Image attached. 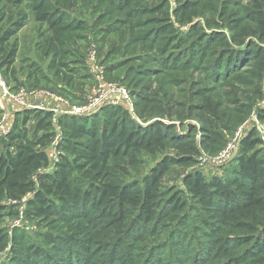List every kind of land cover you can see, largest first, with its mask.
Wrapping results in <instances>:
<instances>
[{
    "label": "trees",
    "instance_id": "obj_1",
    "mask_svg": "<svg viewBox=\"0 0 264 264\" xmlns=\"http://www.w3.org/2000/svg\"><path fill=\"white\" fill-rule=\"evenodd\" d=\"M3 1L10 4L20 2ZM109 1L113 3V0ZM134 1H119L118 5L127 14H131L127 9ZM204 1L177 0L178 7L174 14L185 15L191 10H201ZM31 3L34 19L45 32L42 33L40 29L33 45V53L40 52L42 56L49 58V70L53 71L58 80L69 85V69L63 62L66 43L72 32L84 28L83 23L66 18L51 0H31ZM244 10L243 18L227 17V21L233 26L230 40L237 46L229 43L223 33L213 32L210 39L207 34L204 37L201 25H193L189 35L183 40L184 36L173 28L169 13L167 17H163L161 7L142 12L143 15H156L163 20L161 22H167L151 28L156 40L148 36L139 42H142L147 51L155 54L163 52L170 44L190 40L189 44L193 43L198 47V59L203 57L200 68L207 56L214 54L219 64L227 63L228 67H235L231 70L232 73H217L218 79L227 80L226 83L248 80L250 83L247 86L252 88V96L263 99V105L255 108V114L264 124V48L249 43L250 40L246 43L249 37L264 39V0H249ZM128 16L125 25L132 24L133 18L141 15ZM26 20L27 16L21 15L19 19L7 22L6 26L10 24L12 28L0 27V67L8 77L7 82L13 81V91L19 86L37 87V83L28 84L31 75H26L22 80L18 76L15 64L20 48L16 40L10 42L25 26ZM179 20L185 22L184 19ZM245 20L248 23H244ZM107 32L111 30L107 29ZM140 36L143 33L138 38ZM159 41L163 43L159 45ZM236 56L246 58L244 64L248 66L247 79H242L238 68L243 64L238 63L243 60L232 64ZM30 68H33L32 74L37 78L43 74V70L35 65ZM211 87L191 91L187 96L188 102L184 105L189 114L196 115L203 124V145H198L191 132L185 133L182 138H176L174 125L158 120L142 125L122 105L112 104L101 108V118L97 114L88 118L81 115L58 116L57 122L64 130V137L58 145L60 152L52 171L47 170L50 160L46 147L54 135L51 120L54 113L48 109L38 113L32 108L15 112V120L20 118L25 124L33 115L36 116V122L33 127L24 129L18 128L14 121L10 142L0 144V196L13 199L31 196L27 199L26 216L54 222L58 219L66 225V229L64 232L43 233L44 243L49 245L47 248L38 243L14 251L16 255L10 260V264H28L24 262L33 259L32 253L37 257L40 255L43 264H49L50 261L61 264L57 260L61 248L81 251L88 259L93 257L96 249L107 260L110 261L115 256V260L123 261L124 264H134L136 260L142 262V258L151 255L146 251L150 245L145 225L153 224L157 219H171L175 213L178 216L185 206V201L179 194H175L170 198L169 209L160 215L163 199L161 180L169 167L194 162L195 156L200 153V147L217 155L227 141L225 133L219 131V128L224 127L230 134L237 121L243 120V117L234 120V115L226 106V102L233 101L237 105L238 101L234 98L231 101L219 99L214 96L215 88ZM151 88L145 87L138 94L135 101L138 113L144 114L148 110L159 114L168 112L171 116L173 105L164 106V109L160 105L162 100L158 93L152 92ZM57 90L67 94L62 87H57ZM156 103L159 107L154 105ZM247 111L246 108L243 114H247ZM141 118L146 120L147 116ZM254 127L237 140L238 150L223 176L206 178L202 172L193 171L183 178L188 194L196 200L201 210V213H197L198 220L214 230L210 241L214 250L213 258L218 264H264V155L261 148L264 142L258 129ZM167 148L177 153L163 154V158L143 174L139 181L129 178L128 167L139 163L138 156L141 153L161 154ZM140 224L145 228L132 235L131 232L136 231ZM3 236L0 231V243ZM242 247L254 250L245 258L234 257ZM32 263H35L34 260Z\"/></svg>",
    "mask_w": 264,
    "mask_h": 264
},
{
    "label": "rangeland",
    "instance_id": "obj_2",
    "mask_svg": "<svg viewBox=\"0 0 264 264\" xmlns=\"http://www.w3.org/2000/svg\"><path fill=\"white\" fill-rule=\"evenodd\" d=\"M19 1L17 4H10L0 0V27L6 26L10 19L17 20L21 15L27 16L25 26L16 36L10 39V42L16 40L20 48L15 64L18 69V76L22 80L25 79L26 75H31L28 84L37 83V87L19 86L14 91L16 94L21 89L25 92L35 91V94H39L40 91L51 92L63 100L60 103L64 104L68 111L73 105L88 104L94 98L98 99L102 85L115 83L124 87L129 93V101L120 105L134 119L140 121V124L147 125L158 120L170 126L174 125L176 138H182L185 133L191 132L194 134V139L196 138L199 146L203 145V137H205L202 136L201 125L203 124L196 115H190L184 106L188 102L187 96L191 91L212 86L211 88H215L214 96H218L219 99L231 101L234 98L238 101L237 105L233 101L226 102V106L230 113L234 115V120L240 117H243V120L237 121L230 134L226 132V129H223L224 127L219 128V131L225 133L227 140L223 149L227 148L228 144L230 145L229 152H231L229 155L227 154L228 158L231 156L230 159L225 163L218 162L216 159L214 160L216 154L213 155L200 147V153L195 156L194 162L188 165L173 164L169 167L161 180L160 190L163 199L160 204L162 209L160 215L169 209L170 198L175 194H179V197L185 201V206L178 216L175 213L171 219H157L153 224L145 225L148 231L147 240L150 245V249L148 247L146 251L151 255L142 258V262L136 260V263H134L218 264L213 258L214 250L210 241L214 230L209 228L210 225L206 226L198 220L197 213H201V210L196 200L188 194L183 184V178L184 175L193 171L202 172L206 178L213 175L223 176L228 166L232 164L234 154L238 150L237 141H234V139L242 137L243 134L255 128V108L263 105V99L252 96V88L247 86L250 83L248 80L226 83L227 80L218 79L217 73L220 75L232 73L231 70L235 67H228L227 63L219 64L215 54L207 56L203 67L200 68L203 57L198 59V55H196L198 47L193 43L189 44L190 40L170 44L163 49V52L153 54L147 51L148 49L145 46L143 47L142 42H139V40L148 36L156 40V35H152L151 28L158 27L167 21L161 22L163 20L158 19L156 15H143L142 12L161 7L163 17H167V13H169L173 28L184 36L183 40L189 35L193 25H201V29L204 31L202 35L207 34L208 39L212 38L213 32L223 33L227 41L232 43L233 40H230V37L233 33V26L230 25L231 22L227 21V17H245L244 7L247 6L249 0H205L201 10H191L185 15L174 14L178 7L177 0H135L127 11L132 15L140 14L141 16L133 18V23L130 25H125V23L128 21V15L131 14H127L126 10L118 5L119 1L124 0H113V3L109 0H51L66 18L78 20L83 23L84 27L81 30L72 32V36L67 39V50L63 62L69 69L68 75L71 77L69 85L58 80L53 71L49 70V58L42 56L40 52L33 53L35 39L38 37L40 29L42 33H45L44 28L34 19L31 0ZM226 12L229 14L226 15ZM179 19H184L185 22H181ZM244 23H248V21L245 20ZM9 27L12 28L8 24L5 29ZM107 29H110L111 32H107ZM141 33H143V36L138 38ZM248 40L251 41L249 43L264 48V39L249 37L246 43ZM162 43L163 41L158 42L159 45ZM232 44L237 46L234 43ZM241 59V56H236L232 64L239 62ZM242 60L243 62L240 61L238 65L243 64L238 68L242 79H247L249 77L246 72L248 66L246 63L244 64L246 58ZM33 65L43 70V74L38 78L32 74L33 68L30 67ZM0 75L6 87L13 92V81L8 79L12 82H7L8 77L4 75L1 67ZM186 80L190 82L187 83ZM150 86L152 92H157L159 99L162 100L160 105L163 107L173 105L171 116L168 112L159 114L158 112L150 113L148 110H145L144 114L138 113L137 103H135L136 98L139 93L144 91L145 87L148 89ZM57 87L65 89L67 94L57 90ZM262 91L264 92V78ZM47 92L44 93L47 95ZM30 97L31 95H26L24 97L25 102ZM98 101H100V106H95L92 111L77 114L63 111L55 113L52 111L54 113L51 119L54 135L46 147L50 160L48 171L53 170L54 162L60 152L58 145L64 137V130L58 124L57 118L61 115H81L88 118L94 114L101 118V108L112 104L109 101L104 102L99 99ZM154 105L159 107L158 103ZM137 107L140 109L138 105ZM30 108L39 111L38 113L43 110V108ZM246 108L248 109L247 114H243ZM3 113L6 114L4 122L6 130L5 133L0 130V144L10 142L9 136L14 129V121L17 122L18 128L23 127L24 129L33 127L36 122V116L33 115L25 124L20 118L15 120L14 111L8 112V109H5L4 112L1 111L0 122ZM140 115L147 116V119L144 120ZM261 148L264 155V144L261 145ZM165 153L170 155L177 153V151L167 148L161 154L141 153L138 156L139 163L128 167L129 178L139 181L140 177L160 161L163 158L161 156ZM30 197L28 195L20 199H13L4 195L0 196V231L4 234L3 240H1L2 243H0V264H10V260L16 255L14 251L24 249L29 245L31 247V245L41 243L46 248L49 247L44 243L43 233L48 231L64 232L66 229V225L58 219L54 222L26 216L27 199ZM193 217L194 219H192ZM138 226L136 231L131 232L132 235H136L145 228L143 224ZM230 243H232V240ZM253 250L242 247L234 257L245 258ZM40 257V255L37 257L32 253L31 258L33 259L24 263L43 264ZM33 260L35 263H32ZM57 260L61 264H124L123 261L115 260V256L110 261L107 260L103 253L96 249L93 251V257L88 259L81 251L76 252L75 250L61 248ZM54 263L49 262V264Z\"/></svg>",
    "mask_w": 264,
    "mask_h": 264
},
{
    "label": "built area",
    "instance_id": "obj_3",
    "mask_svg": "<svg viewBox=\"0 0 264 264\" xmlns=\"http://www.w3.org/2000/svg\"><path fill=\"white\" fill-rule=\"evenodd\" d=\"M26 92L23 89H21L17 94L11 93L9 91V89L6 87L5 83L2 81V78L0 75V109L3 112H4V101H3L4 98H10V99L13 98V99L20 101L23 105H26L27 107H31V105L26 104L24 97L28 94L32 96L33 94H35V91H29V92L26 91ZM42 93H44V92H42ZM48 95L55 97L56 99H58L61 102L63 101L60 97H58L52 93H48ZM98 99L103 100L104 102L109 101L110 104H113V105H120L123 102L129 101V93L122 86H118L115 83H107V84L101 86V90H100V93L98 95ZM98 99L94 98L88 104L73 105L68 111H67V109H65V110H63V112L77 114V113L92 111V109L95 106H97V107L100 106V101H98ZM48 109H50L51 111H53L55 113L57 112L56 109H52V108H48ZM254 118H255V124H256L255 126L258 129V131H259V133L263 139V142H264V124L262 122H260L257 119V117H254ZM5 120H6V114L3 113L2 121L0 122V130H1V132H4V133L6 130V127L4 126ZM238 138H235L234 141H237ZM229 147H230V145L228 144L227 148L221 150L217 155H215L214 160L216 159V161L222 163L225 159H227L229 153L231 152V151L229 152Z\"/></svg>",
    "mask_w": 264,
    "mask_h": 264
},
{
    "label": "crops",
    "instance_id": "obj_4",
    "mask_svg": "<svg viewBox=\"0 0 264 264\" xmlns=\"http://www.w3.org/2000/svg\"><path fill=\"white\" fill-rule=\"evenodd\" d=\"M10 92L14 93V91L13 92L10 91ZM42 92H47V91H40L38 92L39 94L32 95L29 99H27L26 104L31 105V107L43 108V109L52 108V109H56L57 111H63L67 109L64 104L60 103L61 101H59L58 99H56L55 97L51 95H48V94L46 95V93H42ZM47 93H51V92H47ZM3 101H4V110L8 109V112L14 111L15 113L21 109L30 108V107H27L26 105H23L20 101L13 99V98L12 99L4 98Z\"/></svg>",
    "mask_w": 264,
    "mask_h": 264
}]
</instances>
